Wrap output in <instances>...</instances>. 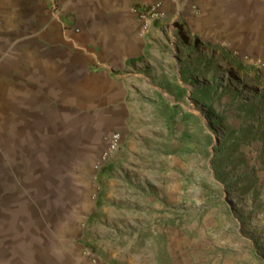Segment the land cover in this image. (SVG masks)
Returning a JSON list of instances; mask_svg holds the SVG:
<instances>
[{
  "label": "rangeland",
  "instance_id": "374dc122",
  "mask_svg": "<svg viewBox=\"0 0 264 264\" xmlns=\"http://www.w3.org/2000/svg\"><path fill=\"white\" fill-rule=\"evenodd\" d=\"M224 44L216 34L214 49L189 45L180 80L148 82L165 94L81 128L97 156L54 162L53 177L1 174L0 200L30 202L7 211L44 218L43 232L74 218L52 232L135 264H264V60ZM113 131L121 144L101 162Z\"/></svg>",
  "mask_w": 264,
  "mask_h": 264
},
{
  "label": "crops",
  "instance_id": "0c3cea01",
  "mask_svg": "<svg viewBox=\"0 0 264 264\" xmlns=\"http://www.w3.org/2000/svg\"><path fill=\"white\" fill-rule=\"evenodd\" d=\"M154 1L0 0V175L53 177L54 162L97 156L79 130L123 120L129 98L165 94L148 82L180 80L189 45L214 49L220 34L239 57L264 60V0H163L167 16L141 34L137 9ZM26 203L0 200V264H135L52 232L74 218L43 232L44 218L7 211Z\"/></svg>",
  "mask_w": 264,
  "mask_h": 264
},
{
  "label": "built area",
  "instance_id": "2783aa9c",
  "mask_svg": "<svg viewBox=\"0 0 264 264\" xmlns=\"http://www.w3.org/2000/svg\"><path fill=\"white\" fill-rule=\"evenodd\" d=\"M137 16L140 23V32L144 34L153 23L167 16L165 2L163 0H156L152 3L140 6V8L137 9ZM120 144L121 133L118 131L111 132L106 137L105 147L101 152L100 161L103 162L113 156Z\"/></svg>",
  "mask_w": 264,
  "mask_h": 264
}]
</instances>
